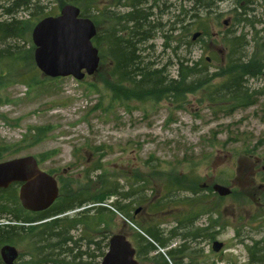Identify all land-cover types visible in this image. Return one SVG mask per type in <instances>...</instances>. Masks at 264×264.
<instances>
[{
	"label": "rangeland",
	"instance_id": "1",
	"mask_svg": "<svg viewBox=\"0 0 264 264\" xmlns=\"http://www.w3.org/2000/svg\"><path fill=\"white\" fill-rule=\"evenodd\" d=\"M10 1L0 0V13ZM39 1L50 15L59 13L58 0ZM149 1L157 6L152 13L155 23H161L163 30H155L154 36L142 46L140 55L144 61L152 63L154 68H164L165 74L174 77L178 59L195 61L210 57L201 74L210 78L209 86L185 93L182 103L166 98L122 102L112 98V89L105 83L107 78L110 79L108 65L81 80L70 76H44L33 60L32 28L28 27L24 41L10 40V43L21 45V50L14 56L18 57L9 64L0 61L3 71L8 69L15 73V77L4 78L5 84L0 85V160L32 155L39 167L61 173V167L69 160V152L75 149L82 156L76 167L80 169L91 158L90 166L96 163L100 167L94 170V175L104 183L107 181L106 187L111 190H131L129 187L135 179L147 180L145 187L139 183L140 186L131 192L139 191V197L145 193L149 204L163 195L162 186L170 173L187 175L205 189L203 193L210 194L208 188L214 183L229 186L232 193L223 196L220 203L223 219L219 220L226 223L217 227L215 238L223 246L214 252L212 240L194 241L191 245L198 254L197 261L199 264H207L206 261L209 264H264L250 260V253L257 255L256 250L260 247L251 252L246 248L255 241L264 240V178L255 174L257 170L264 173V69L260 75L247 76L245 86L252 100L249 106L236 102L237 106L225 110L235 100L224 99L227 106L223 111L220 108L222 102L210 100L218 93L219 82L223 80L221 72L227 61L226 53L230 51L228 40L231 37H242V45L234 49L235 58L264 64V0H214L200 15L210 34L205 41L191 40L192 33L199 30L195 26L183 34H176L171 29V24L182 17L186 25L191 22L194 12L188 10L190 0ZM94 5L104 9L108 3L107 0H94ZM182 5L186 9L185 16L180 14ZM34 12L28 16L20 9L16 16L29 18V24L34 26L40 18L39 10ZM91 15L97 13L92 10ZM107 26L105 21L103 27ZM177 35L179 41L175 39ZM200 67L203 68V64ZM24 74L27 78L31 75L33 83L38 85L31 87L22 82L25 78L20 77ZM35 128L43 129V136L37 141L29 137V129ZM127 162L133 165L138 176L131 177L127 169L122 170ZM99 180L94 178L92 182ZM183 187L189 186L185 183ZM116 193L106 200L107 204L119 199V190ZM212 198L210 200H217L215 196ZM136 199L134 194L127 201L132 204L130 211L142 208L137 221L145 223L151 219L161 223V227L174 225L172 214L150 216L145 203L135 202ZM182 206L185 205L181 203L171 212L173 216L175 212L184 211ZM112 211V217H106L101 225L106 229L105 234L122 233L135 247L134 229L129 224L124 227L121 216L134 222L133 219L115 209ZM207 217L198 218L194 224H206ZM215 218L217 221L218 217L213 216V220ZM89 228L90 225H81V234L85 231L88 234ZM72 233L75 237L80 234L79 225ZM177 243L174 240L171 246ZM14 246L19 251L15 264L32 259L26 243Z\"/></svg>",
	"mask_w": 264,
	"mask_h": 264
},
{
	"label": "trees",
	"instance_id": "2",
	"mask_svg": "<svg viewBox=\"0 0 264 264\" xmlns=\"http://www.w3.org/2000/svg\"><path fill=\"white\" fill-rule=\"evenodd\" d=\"M58 1L60 7L66 3L76 5L80 9L81 16L89 17L94 22L97 33L92 42L99 51V68L104 65L109 66L110 79L107 78L105 83L110 85L113 99L122 102L131 100L143 102L166 98L182 103L185 93L209 86L210 78L206 77L207 74L204 76H201V74L207 62L210 61V57L195 61L185 58L178 59L174 77L165 74L164 68H154L152 63L144 61L140 55L143 51L142 46L154 36L155 30H163L161 23H155L152 13L153 8H157V6L149 4V0H107L108 5L104 9L94 5V0ZM190 1L191 7L188 10L194 13L189 25L184 23L185 18L182 17L171 24V29L176 34H183L191 26H195L199 28L196 31L200 32L196 40L205 41V38L210 37V34L206 30L200 15H203L212 6L214 0ZM111 4L123 8L124 11H116ZM20 9L25 10L28 16L39 10L40 18L37 21L50 15L39 0H11L10 5L4 7L2 13H0V61L6 64H9L12 59H16L18 56H14L21 50V45L15 42L10 43V40L24 41L25 31L28 27L33 28L31 27L33 25L29 24L31 22L29 18L26 20L24 17L19 18L16 16ZM180 9V14L185 16L186 9L183 5ZM92 10L97 15L92 16ZM105 21L108 22L106 29L103 27ZM179 38V35L175 37L177 41L180 40ZM228 45L230 51L226 53L227 61L221 72L223 80L219 82L218 93L210 99L222 102L220 108L223 111L227 106L225 103L227 100L224 99L235 100L233 101L234 104L225 110L237 106L236 102L241 106L252 104V100L249 99L251 94L248 93V87L245 86L248 80L247 76L260 75L262 69H264V64L241 61V59L233 56L234 49L242 45L241 36L231 37L228 40ZM202 64L203 68L200 67ZM18 66H21V64ZM32 73L34 74V72ZM25 75L20 77L25 78V81L22 82L31 87L38 85L33 83L31 75L28 78ZM10 77H15V73L8 69L3 71L0 68L1 86L5 84L4 78ZM2 117L4 118V116ZM42 136V128H35L33 131L29 129V137L33 138L34 141L41 139ZM1 154L0 147V157ZM140 181L142 185L148 182L145 179ZM195 182L187 175H178L177 173L172 175L170 173L168 180L162 186L164 193L157 201L149 204V199L145 193H142L135 200V202L145 203L150 211L148 214L150 216L157 214L164 217L172 214L175 221L172 227H161V223H155L151 219L145 221V223H140L130 216L131 202L121 203L116 198L111 204H107L108 196L59 209L66 202L65 196L63 200L59 199L46 210L30 212L21 206L16 193L18 183H13L6 189H0V247L5 244L18 246L24 242L28 245L25 247L30 250V256L36 261L42 260L44 264H80L82 254L88 253L81 250L82 242H84L86 248L92 250L93 261L91 264H99L108 246L109 237L105 234L106 229H103L101 225L105 223L106 217H112L113 215V211L104 206V203L129 216L139 226L137 230L133 231L139 264H199L197 261L198 254L194 253L191 244L197 240L207 242L216 240V234L219 230L217 227H223L226 222H220L223 219L220 209L223 196H217L212 192V188H208L210 194L203 193L205 189L200 185L197 186ZM185 183L189 187H183ZM138 184L136 186H140ZM132 189H135V187H132ZM114 194H116V191L112 189L110 196L112 197ZM133 194H136V192ZM214 196L217 200H210ZM128 197L129 195L126 196V198ZM181 203L185 205L182 206L185 208L184 211L175 212L173 216L171 212H174ZM83 205H89V207L85 209L81 216L61 215ZM204 215L208 216L207 222L204 221L206 224L196 226L194 222ZM213 216H217L218 220L216 221V218L213 220ZM219 222L220 225H218ZM78 224L80 226L90 225L88 234L87 231L84 235L80 232L75 237L72 232ZM92 224L93 226H91ZM174 240H177L178 243L171 246ZM260 242L262 245H259ZM257 247H260L256 250L257 255L250 253V260L263 263L264 240L255 241L251 246H246L249 252ZM62 248H64V256L55 257ZM198 251L199 249L195 250V252ZM68 257L70 258L68 259ZM206 263L209 264L208 261ZM0 264H3L1 260Z\"/></svg>",
	"mask_w": 264,
	"mask_h": 264
},
{
	"label": "water",
	"instance_id": "3",
	"mask_svg": "<svg viewBox=\"0 0 264 264\" xmlns=\"http://www.w3.org/2000/svg\"><path fill=\"white\" fill-rule=\"evenodd\" d=\"M227 23L226 20L223 21ZM192 35V39L199 36ZM96 35L93 21L80 16V9L71 3L62 5L57 15H49L35 23L31 30L34 45L33 60L44 76L50 78L71 76L81 80L98 70L100 57L92 39ZM19 183L18 200L21 206L31 212L49 208L58 194L56 180L42 171L34 156L26 155L0 161V189ZM212 190L219 196H227L231 188L214 183ZM223 243L212 241L211 248L218 252ZM5 264H14L18 256L15 246L5 244L0 248ZM99 264H139L136 249L122 233L112 234Z\"/></svg>",
	"mask_w": 264,
	"mask_h": 264
},
{
	"label": "flooded vegetation",
	"instance_id": "4",
	"mask_svg": "<svg viewBox=\"0 0 264 264\" xmlns=\"http://www.w3.org/2000/svg\"><path fill=\"white\" fill-rule=\"evenodd\" d=\"M194 40L192 39V41ZM79 153L80 152L78 150L75 151V149H72L69 152V160L65 166L61 167V170H62L61 173L50 172L44 168L39 167L41 170L52 175L54 179L56 180L57 187H58V194H57L55 202L58 201L59 199L63 200V198L66 196L65 197L66 202L63 203L59 207V209L69 208L70 206H73L76 203H84L92 199H99V198L106 197V196H108L109 198L111 197L110 196L111 189L106 187L107 185L105 184L107 183V181H105L104 183L102 179L99 180L100 177L98 175H94V170H96V168L99 169L100 167L96 163L90 166L91 158H89L87 162L84 163V165L80 166L81 167L80 169L76 167L82 161V156H80ZM38 166H39V163H38ZM132 168H133V165L130 162H127L126 166L122 167V170L127 169V172L128 174H131V177L138 176L136 173V170H133ZM255 174L256 175L258 174L259 177L262 179L264 178V173L262 171L257 170L255 171ZM94 178H98L99 181L93 183L92 180ZM140 182L141 181L139 178L135 179L129 187L131 188V190L124 189V191H121L119 188L115 189V191L117 192L119 190L118 195H119V200L121 201V203H125V204L128 203L129 202L127 201L128 198L134 195L133 194L134 192H136L135 196L139 198L138 196L139 191H134V192H131V191L134 190L132 189V187H136L137 183H140ZM79 183H81L80 186L78 185ZM127 195H129L128 198H126ZM87 207H89V205H83L80 208H75V209L66 211L62 213L61 215L62 216L68 215L70 217H78V216L83 215V212L85 211ZM141 209H142L141 207L135 208L133 211H131L130 216L132 218L137 219L138 213ZM122 225L124 227L128 226L125 220H122ZM80 229H81V226L79 225V230ZM82 244L83 245L81 247V250L87 251L88 253L82 254V262H80V264H89V263L91 264L93 261L92 250L87 249L84 242H82ZM18 257H19V251H18V256L16 260L18 259ZM0 258H1V255H0ZM2 263L5 264L3 260H2ZM24 264H44V263H42V260L36 261V259H31L28 262H24Z\"/></svg>",
	"mask_w": 264,
	"mask_h": 264
},
{
	"label": "bare ground",
	"instance_id": "5",
	"mask_svg": "<svg viewBox=\"0 0 264 264\" xmlns=\"http://www.w3.org/2000/svg\"><path fill=\"white\" fill-rule=\"evenodd\" d=\"M218 1V0H217ZM64 248H62L59 252H58V254L55 256V257H61V256H64Z\"/></svg>",
	"mask_w": 264,
	"mask_h": 264
}]
</instances>
